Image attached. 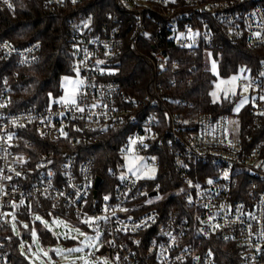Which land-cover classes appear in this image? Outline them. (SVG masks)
I'll use <instances>...</instances> for the list:
<instances>
[{
  "label": "built area",
  "instance_id": "2783aa9c",
  "mask_svg": "<svg viewBox=\"0 0 264 264\" xmlns=\"http://www.w3.org/2000/svg\"><path fill=\"white\" fill-rule=\"evenodd\" d=\"M22 1L32 0H0V7ZM37 1L54 11L90 0ZM101 7L100 20L90 12L65 23L71 71L81 78L74 103L54 99L15 109L17 68L39 61L41 42L0 39V264H13L12 239L19 237L10 229L19 212L46 203L50 216L61 208L100 232V244L87 253L96 262L217 264L202 239L214 237L234 246L239 264H264V60L241 81L248 89L245 113L191 116L194 103L172 92L179 80L175 51L211 47L214 27L264 49V0H102ZM126 42L150 70L140 100L109 76ZM27 130L61 145L47 155V166H29L31 155L20 148L22 131L23 145L31 143ZM108 135L122 137L119 158L107 171L114 184L95 173V152L82 147ZM155 147L171 154L182 208L154 206L165 198L151 182L160 166ZM127 155H139L155 173L126 172Z\"/></svg>",
  "mask_w": 264,
  "mask_h": 264
},
{
  "label": "trees",
  "instance_id": "16d2710c",
  "mask_svg": "<svg viewBox=\"0 0 264 264\" xmlns=\"http://www.w3.org/2000/svg\"><path fill=\"white\" fill-rule=\"evenodd\" d=\"M101 3L102 0L84 1L75 6L67 5L57 8L54 11L43 8L37 0L22 1L13 9L0 7V39H9L17 45H24L33 40L41 42L39 61L28 67L17 68V83L13 88L15 109L34 105L45 106L59 96L61 76L72 73L71 56L66 46L65 23L71 17L88 15L90 12H94L96 20L102 19L104 9L101 7ZM214 31V42L211 47L199 49L196 54L182 49L175 51L179 58V80L172 87V92L174 97L191 100L194 103V108L188 111L191 116L200 112L230 113L237 99L236 96H228L219 102L212 100L210 90L214 74L209 68V59L217 63L222 75L235 72L238 67L242 66L255 72L264 60L263 48L251 49L246 45L244 39H233L218 26L214 27ZM112 60L116 72L109 76L122 81L125 89L133 98L142 99L144 89L150 85V70L144 60L134 54L127 42L121 52L116 54ZM3 64H0V76L5 71ZM187 78L190 79L188 83L185 81ZM245 111L246 109L242 110L243 113ZM186 113L184 111L183 114ZM26 132L25 138L29 139L31 143L23 145L22 131L20 148L22 150L24 148L30 153L29 166L34 167L35 170L41 164L45 163L47 166V155L50 152H53L54 155L58 154L61 145L50 143L34 131L27 130ZM119 137L108 135L103 137L98 144L82 145V147L90 148L95 152V173L101 175L109 184L115 182L114 179L108 177L107 171L109 167L116 164L119 158L118 146L122 139ZM153 151L160 159V166L156 177L151 182L159 183L161 193L169 192L163 200L155 203L154 206L162 209L179 205V208H182L180 195L174 193V189L178 185V177L174 174L171 154L162 147H155ZM57 163L58 156H56L53 165ZM181 184L182 179L179 177V185ZM48 208H50L48 203L44 204L42 208L32 206L30 213L44 214L50 217ZM30 213L23 209L19 212V220L15 224L19 226L22 222L30 223L33 218ZM55 216L71 218L76 225L86 228L70 214H64L61 208H53V217ZM35 223L37 224V222ZM38 236L45 243L55 244L57 242L55 235L45 228H38ZM202 239L205 240V248L213 252L217 264H239L233 245L214 237ZM12 240L13 247L10 249L9 255L12 263L30 264L19 252V238L13 237ZM65 242L71 244L74 241L66 239Z\"/></svg>",
  "mask_w": 264,
  "mask_h": 264
},
{
  "label": "rangeland",
  "instance_id": "374dc122",
  "mask_svg": "<svg viewBox=\"0 0 264 264\" xmlns=\"http://www.w3.org/2000/svg\"><path fill=\"white\" fill-rule=\"evenodd\" d=\"M208 63L214 74L210 90L212 100L219 102L222 98L236 96L232 112L239 113L249 102L248 89L241 84V81L249 78L250 70L242 66L235 72L222 75L215 61L209 59ZM80 83L81 78L76 73L61 76V93L56 99L68 103L76 102ZM141 159L139 155L124 157L125 171L153 175L155 171L144 169ZM168 193H161L159 197H166ZM32 217L30 223L22 222L19 226L13 221L10 229L12 235L19 237V252L30 264H116L106 257H100L99 262L88 257L87 253L100 244V232L82 228L76 225L73 219L63 216L48 217L44 214H34ZM38 228L50 230L57 242L55 244L42 242L38 236ZM66 239H72L74 242L68 244L65 242Z\"/></svg>",
  "mask_w": 264,
  "mask_h": 264
},
{
  "label": "water",
  "instance_id": "95a60500",
  "mask_svg": "<svg viewBox=\"0 0 264 264\" xmlns=\"http://www.w3.org/2000/svg\"><path fill=\"white\" fill-rule=\"evenodd\" d=\"M100 179H101L100 176H96V177H95V187H97V185H98ZM95 194H96V192H95Z\"/></svg>",
  "mask_w": 264,
  "mask_h": 264
},
{
  "label": "snow or ice",
  "instance_id": "6c2138e0",
  "mask_svg": "<svg viewBox=\"0 0 264 264\" xmlns=\"http://www.w3.org/2000/svg\"><path fill=\"white\" fill-rule=\"evenodd\" d=\"M65 79H67V78H65ZM105 199H107V197H105Z\"/></svg>",
  "mask_w": 264,
  "mask_h": 264
}]
</instances>
